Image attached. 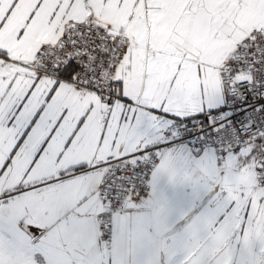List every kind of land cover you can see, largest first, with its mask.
Masks as SVG:
<instances>
[{"label": "snow or ice", "instance_id": "obj_1", "mask_svg": "<svg viewBox=\"0 0 264 264\" xmlns=\"http://www.w3.org/2000/svg\"><path fill=\"white\" fill-rule=\"evenodd\" d=\"M0 264H264V0H0Z\"/></svg>", "mask_w": 264, "mask_h": 264}]
</instances>
